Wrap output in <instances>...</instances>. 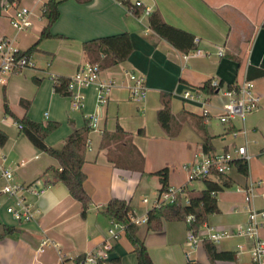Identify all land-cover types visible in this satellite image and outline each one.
<instances>
[{"label": "crops", "instance_id": "1", "mask_svg": "<svg viewBox=\"0 0 264 264\" xmlns=\"http://www.w3.org/2000/svg\"><path fill=\"white\" fill-rule=\"evenodd\" d=\"M44 1L14 2L30 11V26L25 31L16 30L9 21L14 7L3 10L0 39L12 40L21 51L31 46L46 24L41 15ZM124 1L61 0L59 16L50 27L54 36L41 40L29 55L33 67L7 75L0 82V130L7 135L6 143L0 146V164L13 170L18 183L38 181L46 185L42 194L25 192L33 219L23 223L6 211L12 200L0 192V231L3 226L16 229L0 240V264H72L75 257L108 239L113 219L102 209L111 198L128 200L138 218L147 214L161 187L154 173L163 168L168 172L167 186L203 188L187 181L185 165L202 152L205 134L212 136L215 153L244 145L248 154L247 175L235 166L225 174L232 184L216 194L219 212L209 215L206 223L233 229L246 221L249 209L264 210V0H128L131 5L140 1L149 11L158 10L166 23L198 38L197 48L207 55L186 60L180 50L150 28L147 13L135 15ZM123 32L130 36L132 51L125 61L100 71L98 80L112 84L104 105L97 101V83L80 89V109L74 108L68 95L54 91L53 77H71L87 63L83 42ZM125 71L144 77L147 95L141 103L130 99ZM25 74L36 75L37 84ZM212 78L224 86L252 80L261 97L259 107L243 121L235 118L222 123L217 119L225 101L222 96L209 94L203 101L183 98L185 91H194ZM162 92L171 94V113L181 124L175 137H168L157 120ZM21 99L29 101L27 109ZM4 101L17 117L58 122V128L45 139L54 148H60L74 129L82 127L86 117L99 113L98 127L88 135L82 166L84 189L90 198L85 216L82 204L63 183L42 177L47 167H57L58 162L28 140L4 112ZM204 110L209 118L197 123L194 116L200 117ZM117 125L132 135V144L143 157L142 171L117 168L108 161L106 149L100 146L102 131L113 132ZM231 125L237 128L232 131L237 132L235 137L228 132ZM250 183L256 185L251 199L246 190ZM142 186L150 187L154 197L141 196L136 204V193H144ZM186 230L185 221H166L160 231L148 229L144 222L137 225V236L144 241L154 264H253L249 254L252 240L239 236L222 240L215 245L217 251L231 252L234 258L210 262L203 243L196 249L185 245ZM123 235L113 242L112 264H136L132 246ZM259 238L264 240V225ZM42 241L48 244L39 250Z\"/></svg>", "mask_w": 264, "mask_h": 264}, {"label": "trees", "instance_id": "2", "mask_svg": "<svg viewBox=\"0 0 264 264\" xmlns=\"http://www.w3.org/2000/svg\"><path fill=\"white\" fill-rule=\"evenodd\" d=\"M19 0H0V14L6 4L18 2ZM61 0H45L41 7V15L46 19V24L42 28L38 39L26 50L19 51L20 55L29 56L45 38L53 37L50 31L51 25L59 16V4ZM135 15L139 16L145 12L146 7L141 5H131L128 0L123 2ZM148 21L150 28L160 37L168 41L175 48L185 53L191 49L197 48L194 42V36L180 28L174 27L165 22L158 10L148 12ZM264 27V23H263ZM82 49L87 63L96 64L100 71L110 68L125 61L132 51V43L128 33H118L108 36L97 37L83 42ZM263 74V73H262ZM53 88L58 94H68L67 87L70 77H53ZM222 84V82L220 81ZM205 95L214 94L215 90L210 86V80L198 88ZM171 94L162 92L160 94L161 108L157 111V120L160 127L168 137L176 136L180 129V122L177 121L171 113ZM20 103L27 109L29 101L21 99ZM4 112L10 115L17 124L22 125L20 129L28 140L39 150L55 158L58 166H49L42 173V177L47 176L63 183L69 194L82 204V216L89 207L90 198L84 189L86 174L82 170L85 162L86 150L88 147V135L91 131L89 120L85 118L84 124L80 128L74 129L64 140L60 148L48 146L45 142L46 137L56 130L58 122L46 121L38 122L30 119L27 115L22 117L15 116L4 101ZM209 117V116H208ZM197 123L206 120L205 115L194 116ZM201 121V122H200ZM237 128L233 125L228 127V132ZM141 133V131H140ZM7 135L0 130V146L6 143ZM212 136L203 135L201 150L204 153H215L212 146ZM101 148L106 149L108 161L117 168L132 169L142 171L143 157L141 153L132 144V135L124 131L119 125L113 132L102 131ZM142 164L138 165V162ZM232 165L243 175H247V160L235 159ZM159 176L161 187L159 194L167 189V169L163 168L154 173ZM215 179H204L203 188L191 189L184 188L185 195L189 200L188 204L173 202L169 204L153 206L147 212V227L150 230L159 231L166 221H185L186 217H193L190 226L198 229L203 223L207 222L208 216L219 212L216 194L224 188L230 187L232 180L225 174H216ZM158 194V195H159ZM103 212L114 221L124 224V235L132 246V252L136 256V264H154L147 247L143 240L137 236V225L131 221L134 216L128 200L111 198L103 207ZM16 229L11 226H3L0 231V240L6 235L14 232ZM203 247L210 262L215 260H231L233 253L228 251H217L216 246L211 241H204ZM85 257V253L78 255L72 260V264H80ZM115 259L107 261L98 260L96 264H112ZM187 264H201L199 262L189 261Z\"/></svg>", "mask_w": 264, "mask_h": 264}, {"label": "built area", "instance_id": "3", "mask_svg": "<svg viewBox=\"0 0 264 264\" xmlns=\"http://www.w3.org/2000/svg\"><path fill=\"white\" fill-rule=\"evenodd\" d=\"M136 5H141L140 1L135 2ZM14 7V8H13ZM13 8V12L9 14L11 25L18 31H25L30 26L29 15L30 11L26 7H18L15 3L6 4L4 11L8 12ZM146 8L144 13L148 14ZM194 42L198 43V38H194ZM20 50L16 48L12 40L8 38L0 39V82H4L5 77L12 73L22 72L28 67H33L34 63L30 56L20 55ZM207 55L199 48L191 49L183 53V59H188L191 56ZM219 55L223 52L219 51ZM100 70L96 64L86 63L80 67L71 77L67 87V95L72 99V105L76 109L83 106V94L80 89L86 88L91 84L97 83L98 95L97 101L100 106L104 105L109 95L111 83H106L98 80ZM125 76L130 82L129 97L131 100L141 103L146 95L147 88L145 79L142 75L132 71H125ZM210 86L215 90L214 94L222 96L225 101L222 105L221 112L217 115V119L222 123H227L232 119L238 118L244 120L245 116L256 110L259 107L261 97L255 90V85L252 80H244L240 83L224 86L217 78L210 79ZM207 95L195 89L194 91H185L184 99L202 100ZM205 102V100H204ZM203 115L209 118L207 110L203 111ZM89 120L91 130H96L98 127L99 113H94L86 117ZM19 129H22L21 124H17ZM237 132H232L235 137ZM89 143V142H88ZM248 159L246 147L244 145L236 148L228 149L219 153H204L199 155L185 165L187 172V181H203L216 174H226L233 167L232 162L235 159ZM2 181V182H1ZM0 192L8 196L12 202L6 207V211L18 222H28L33 219L31 205L25 199V192L30 191L36 195L42 194L46 185H39L38 181L31 184H22L15 181L14 172L11 168L0 164ZM259 184V183H256ZM255 184L250 183L246 188L248 198L254 195ZM184 186L174 187L167 186L165 191H162L154 206L169 204L173 202H181L188 204L189 200L185 195ZM264 196V195H263ZM147 201L146 198L143 199ZM193 217H186V237L185 245L190 249H196L204 241H211L217 245L222 240L232 237H244L252 240V246L249 251L250 258L253 264H264V240L259 238V229L264 225V210L249 209L247 218L244 223L236 225L233 229H225L216 225L203 223L198 229L190 226ZM131 221L135 225L147 221V215L142 218L131 216ZM124 232V224L113 220L112 226L108 229V239H105L96 249L85 253L84 260L80 264H96L98 260L107 261L110 259V253L113 248V242L117 240L121 233ZM48 244L47 241H42L39 250ZM59 264H62L61 261ZM107 264V263H106Z\"/></svg>", "mask_w": 264, "mask_h": 264}, {"label": "rangeland", "instance_id": "4", "mask_svg": "<svg viewBox=\"0 0 264 264\" xmlns=\"http://www.w3.org/2000/svg\"><path fill=\"white\" fill-rule=\"evenodd\" d=\"M19 7H22V6H20L19 5ZM36 62V61H35ZM37 64V63H36ZM24 72V71H23ZM26 73V72H25ZM24 75V74H23ZM25 76H27L28 78H30L29 80L31 81V79H32V81H33V83L34 84H37V82H36V79H39L36 75H34V74H31V75H27V74H25ZM29 106H30V103H29ZM248 115V114H247ZM38 122H41V121H38ZM44 122H46V121H44ZM180 128H181V126H180ZM179 131H180V129H179ZM179 131H178V133H179ZM177 133V134H178ZM173 137H175V136H173ZM192 184H193V186H199V187H202L203 186V183L202 182H192ZM142 191L144 192V193H136V195H135V203L137 204V203H140V199H141V196H147L148 198H153L154 197V195L152 194V191H151V189H150V187H145V186H142ZM221 198H222V194H221V196H220ZM141 206H144V204L143 203H141ZM145 206H147V205H145ZM173 222V221H172ZM160 231V230H159ZM125 235H123V237H124ZM125 238H126V236H125ZM127 239V238H126ZM128 240V239H127ZM129 242V241H128Z\"/></svg>", "mask_w": 264, "mask_h": 264}]
</instances>
